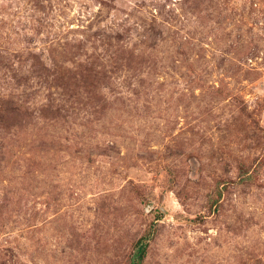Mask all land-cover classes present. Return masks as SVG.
Masks as SVG:
<instances>
[{"label": "rangeland", "instance_id": "374dc122", "mask_svg": "<svg viewBox=\"0 0 264 264\" xmlns=\"http://www.w3.org/2000/svg\"><path fill=\"white\" fill-rule=\"evenodd\" d=\"M0 264H264V0H0Z\"/></svg>", "mask_w": 264, "mask_h": 264}]
</instances>
